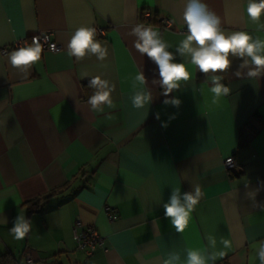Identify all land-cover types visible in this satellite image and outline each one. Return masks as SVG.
<instances>
[{
  "label": "crops",
  "instance_id": "obj_1",
  "mask_svg": "<svg viewBox=\"0 0 264 264\" xmlns=\"http://www.w3.org/2000/svg\"><path fill=\"white\" fill-rule=\"evenodd\" d=\"M186 2L0 0V47L38 32L60 45L25 70L8 62L11 51L0 53V264H19L26 255L41 264H187L189 251H198L206 264H261L264 208L256 205L264 202V72L250 77V58L229 55L228 69L203 73L189 54L177 53L187 35ZM205 2L226 33L264 40V14L250 20L248 0ZM161 17L170 29L160 27ZM137 23L158 30L174 62L190 73L168 96L158 66L132 46L136 37L129 32ZM80 26L103 30L96 39L107 43L104 61L91 53L80 61L69 57L67 43ZM244 60L249 63L241 67ZM95 75L115 84L114 108L93 112L84 99L82 84ZM214 76L229 89L217 103L210 91ZM137 92L150 96L144 108L132 106ZM229 156L234 176L223 166ZM197 184L202 198L188 227L177 233L163 204L173 188L183 194ZM52 191L38 210L27 208ZM106 204L115 219L107 218ZM18 214L32 222L23 240L9 232ZM77 218L104 239L88 258L73 239ZM220 251L223 258L207 259Z\"/></svg>",
  "mask_w": 264,
  "mask_h": 264
},
{
  "label": "clouds",
  "instance_id": "obj_2",
  "mask_svg": "<svg viewBox=\"0 0 264 264\" xmlns=\"http://www.w3.org/2000/svg\"><path fill=\"white\" fill-rule=\"evenodd\" d=\"M246 12L250 20L257 22L264 14V0H248ZM183 23L187 28L186 37L180 41L176 52L181 56L189 54L191 64L203 73L224 71L228 69L231 61L229 55L235 57H249L251 64L255 67L248 72L250 77H256L264 72V40L254 39L248 32L232 31L226 33L222 27V18L212 10L205 0H187L183 14ZM129 35L136 37L133 47L141 55H146L159 69V83L163 88V94L168 96L174 89L179 88L180 81L190 79V73L184 63L174 62V55L168 51L169 45L161 38V33L153 26H145L143 23L135 24ZM97 29L91 26H80L70 36L67 43L69 57L77 61L82 60L89 53L95 55L99 61H104L108 55L107 43H101L96 39ZM32 43L25 47H19L8 55V62L13 68L25 70L35 65L41 59L43 46L39 36L32 37ZM53 47H55L53 45ZM248 60H244L241 67L246 66ZM239 75V73H237ZM137 80L144 82L142 72L137 75ZM220 77L212 78L213 103H217L222 96H226L229 89L222 85ZM88 87L93 89L92 95L87 99V104L93 112H103L104 106L114 108L111 99L115 91V84L103 79L100 75L92 76ZM150 99L149 94L137 92L131 97L132 106L144 108ZM165 104L179 105L178 99L165 100ZM159 118L157 114V119ZM264 186V182H261ZM194 191L181 193L180 188H173L168 202L163 204L164 216L171 222L177 233H182L189 225L192 213L196 210L202 198L200 185H194ZM259 191V189H257ZM182 195V199H181ZM258 207L264 208V202H258ZM32 222L24 215H17L13 221V227L9 229L10 234L16 240H23L31 231ZM212 246H215V237H207ZM224 249H230L231 241L221 238ZM225 251L212 254L208 260L215 261L218 257L223 258ZM257 256L264 264V241L258 245ZM174 259H179L178 256ZM187 264H206V258L198 251L187 253Z\"/></svg>",
  "mask_w": 264,
  "mask_h": 264
},
{
  "label": "built area",
  "instance_id": "obj_3",
  "mask_svg": "<svg viewBox=\"0 0 264 264\" xmlns=\"http://www.w3.org/2000/svg\"><path fill=\"white\" fill-rule=\"evenodd\" d=\"M142 17L144 19H150L151 14L148 9L142 10ZM160 27L162 29H170L171 23L167 17L160 18ZM97 33L102 34L103 30L97 28ZM39 36L40 42L43 46V51L58 52L60 50V45L50 38L47 32H38L25 37L14 39L9 44L0 47V53H7L18 49L19 47H25L32 43V37ZM53 45L55 47H53ZM223 166L225 169H232L234 166V161L231 156L226 157L223 161ZM103 210L105 211L107 218L109 220L115 219L116 214L111 210L109 205H103ZM73 239L76 242V249L82 251L85 258H88L97 247H102L104 239L103 236L98 233L93 225H85L78 218L75 219L72 225ZM19 264H41L40 261L32 259L29 255H26L24 260ZM76 264H85L84 261L77 262Z\"/></svg>",
  "mask_w": 264,
  "mask_h": 264
},
{
  "label": "trees",
  "instance_id": "obj_4",
  "mask_svg": "<svg viewBox=\"0 0 264 264\" xmlns=\"http://www.w3.org/2000/svg\"><path fill=\"white\" fill-rule=\"evenodd\" d=\"M151 22H153V21H151ZM88 83H89V81H86V82H84V83L82 84V88H83V97H84L85 100H87L88 97H89L90 95H92V93H93V91H94L93 89H91V88L88 87ZM229 171H230V175H231V176H234V175L236 174L232 169H230ZM53 192H54V191H52L51 193L46 194V195H44V196H42V197H40V198H36V199L31 200V201L28 203L27 208H28L30 211L38 210V208H39V204L44 203L45 200H46V198H47L50 194H52Z\"/></svg>",
  "mask_w": 264,
  "mask_h": 264
}]
</instances>
